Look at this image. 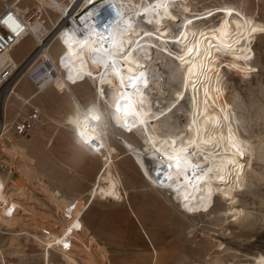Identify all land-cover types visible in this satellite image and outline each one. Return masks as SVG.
Masks as SVG:
<instances>
[{"label": "bare ground", "instance_id": "6f19581e", "mask_svg": "<svg viewBox=\"0 0 264 264\" xmlns=\"http://www.w3.org/2000/svg\"><path fill=\"white\" fill-rule=\"evenodd\" d=\"M77 1L24 0L10 5L16 12L23 14L31 8L39 12V17L30 26V34L20 41L12 52L6 53L3 57L5 62L13 64L15 76L23 72L28 81L35 85V90L22 85L21 78L13 85L12 94L23 100L27 95H31L40 101L46 95L51 96V92L54 91L52 103L41 102L42 110H46L47 107L54 109V106L60 103L59 100L65 102L67 112L62 117L49 118L48 140L52 142L55 139L54 141L63 143L66 162L70 164L66 166L68 172L82 167L95 169V174L87 194L70 198V195L52 190L44 184L39 178V173L34 169L32 171L31 167L17 169L16 166H11L9 176L0 177V186H2L0 187V233L11 231L16 226L23 227L26 220L30 221L35 229L34 233L22 230L9 233L11 238L8 247L12 251L8 254L11 256L20 254L19 237L25 235L27 241L30 240L41 249L39 255L41 264H54L52 252L57 253L59 264H79L71 252L74 249L79 251L81 247L85 248L81 237L84 238L86 228L82 219L89 206L97 200H112L120 198L121 195H128L118 167L114 163L117 145L126 154L125 160H129V165L137 172L145 187L151 188V194L160 197V192L164 191L167 203L184 216L209 219L213 217L215 220L218 219L217 222L222 226L228 222L230 216L241 218L244 210L235 206L237 203L235 192L245 187V170L248 166L242 156L252 144L240 134L232 135L229 132L232 127H243L247 121L242 115H236L230 118L232 121L230 125L226 122L229 116L228 108L237 95L224 96L227 81H223V72L219 67L220 58L216 52L235 54L238 51L251 32L252 26L249 21L258 15L259 4L263 0H235L234 4L220 0L216 5L202 10H197L199 0H159V3L155 0H103L104 5H116V11L113 8L111 14L114 18L109 15L103 20V24L109 19L116 21L107 29L108 37H115L117 32H123L124 44L135 48L128 60L118 59L116 62L117 67L122 71L123 84L116 76L115 70L105 73L102 65L92 61V48H99L108 38L103 28L90 26L80 33L76 27L63 29L59 26L58 23L62 22L61 18L71 11ZM24 3L25 5L22 6L21 4ZM31 4L35 6L28 8L27 6ZM145 9L148 11L145 12ZM175 9L178 10V14L174 13ZM229 10H232L231 15ZM43 15L51 28L55 26L56 29L59 28L56 33L54 32L55 36L53 35L54 46L53 43L46 45L45 40L42 41L45 34L51 30L47 23L40 19ZM51 15L55 16L54 20ZM149 20L151 23L146 22ZM128 22H131V28L127 27ZM172 24L178 28L176 34ZM39 27H44L41 35L38 32ZM144 33L152 34L144 35ZM177 37H179L178 42ZM85 38L88 43L81 48V41ZM128 41L132 42L131 45H128ZM26 44L29 46L25 55L15 60L14 54ZM39 44L40 47L36 50ZM171 46L177 51H171ZM51 48L54 53H49ZM188 48H192L193 52L187 53ZM154 52L157 54L155 59L152 56ZM197 52L201 54L197 55ZM31 53H34V56L23 65ZM180 57L189 63L182 64ZM154 60L155 62L152 63ZM129 62H132L130 64L132 72L128 71ZM136 62L141 67L138 68ZM156 64L167 69L168 81L179 87L177 86V90L172 93V99L167 106L165 104L163 107L156 102L155 108L150 93L152 91L157 94L163 93L164 86L161 73L154 76L155 78L149 75L148 69ZM192 65L196 66L193 68L196 75L186 79V68ZM42 67H45L47 72L38 82H32L28 78L29 73ZM200 70L203 75L199 74ZM140 71L145 72L147 87L138 79L133 88L129 84V78L134 75L138 77ZM89 72L94 76L88 75ZM15 76L11 81L15 80ZM102 80L103 84H101ZM8 81L6 85L11 82ZM183 98L187 101L188 110L185 125L180 128L173 125V120L174 113L181 110L179 102ZM118 102L127 103V115L124 111L116 112ZM106 109L108 112L105 111ZM114 113L119 123L113 118ZM93 114L99 115L100 120H92ZM126 119L130 121L127 127L123 126ZM11 124L6 126L4 122L3 128H0V145L4 148L5 156L12 160L20 158L30 166L35 165L36 162L28 155L22 143L13 142L10 137L6 138ZM206 128H211L215 133L207 141ZM100 129L104 131L103 136L97 135ZM78 131L84 132L85 139L95 136L98 150L97 147L84 144ZM20 138L25 139V137ZM117 138L121 139L124 146L117 142ZM5 140H8V145L3 143ZM217 140H219L218 144H216ZM233 142H239L243 155L234 150ZM213 144H216V147H213ZM189 152L192 154L188 155ZM167 155L173 157L179 155L183 161L192 163L191 165L182 163L181 171L178 173L174 161H169ZM147 162L154 164L151 168L160 173L158 176L148 170ZM169 163H173L171 170L167 167ZM192 165H200L205 170L211 167L212 171L202 180H197L196 176H199L201 171ZM184 169H187L189 180L184 178ZM12 175L16 176L15 180L12 179ZM36 185L52 207L49 212L53 214L48 213V221L40 214L39 216L31 204L33 192L30 190H35ZM85 196H87L86 200ZM217 200L225 203L222 209H216ZM72 205L74 208L70 210ZM9 209H11L10 215ZM68 242L70 248L64 249L62 245ZM221 245L219 244L218 247ZM1 257L2 264H11L3 260V255ZM157 260L158 258L155 259V264ZM255 262L264 264V256H256ZM209 264L222 263L213 260Z\"/></svg>", "mask_w": 264, "mask_h": 264}, {"label": "rangeland", "instance_id": "374dc122", "mask_svg": "<svg viewBox=\"0 0 264 264\" xmlns=\"http://www.w3.org/2000/svg\"><path fill=\"white\" fill-rule=\"evenodd\" d=\"M79 1L81 0L77 2ZM217 1L220 2V0H199L197 10L216 5ZM225 2L234 4L235 0H225ZM21 5L24 6L25 3ZM34 6L31 4L27 7ZM174 13L178 14L179 12L176 10ZM51 18L54 20L55 16L51 15ZM40 19L49 26L45 15ZM250 23L252 27L257 28V31H251L246 36L243 45L235 54L216 52L220 58L219 67L223 72H221L223 81H227L224 96L237 95L235 101L233 100L234 102L228 108L229 116L226 118V122L230 125L229 123L232 122L230 118L236 115H242L247 121L243 125L245 129L242 126L232 127L229 132L232 135L240 134L252 144V147L250 146V149L242 156L248 166L245 170V187L235 192L237 194L235 206L243 209L244 215L239 219L230 216L224 226L220 225L217 222L218 219L215 220L213 217L209 219L191 215L184 216L167 203L164 191L160 192V197L151 194V188L145 187V183L129 165V160H125L126 154L116 144L114 163L118 167L128 195H121L120 198L112 200H97L89 206L82 219L87 236L86 238L84 235L85 239L81 237L85 248L81 247V250L74 249L71 252L79 264H155L156 258H158L156 264H209L213 260H219L222 264H256V256H264V0L259 4L258 15L252 18ZM48 28L49 30L54 29L50 26ZM172 29L176 34L178 28L175 24H172ZM57 30L59 28L55 33ZM53 35L55 36V34ZM53 35L45 40L46 45L52 43V46L55 45ZM28 46L29 44H26L21 47L14 54V59L17 60L25 55ZM171 47V51H177L175 47ZM52 50L51 48L49 53H54ZM152 56L155 59L156 52ZM154 62L155 60L152 63ZM152 67L148 69L149 75L155 78L154 76L161 73L164 81L163 93L157 94L155 91L150 93L152 101L155 103V108L156 102L165 107V104L167 106L171 101L172 93L179 86L168 81L167 69L157 64ZM18 76H15V80L3 88L0 95V118L5 116L6 125L13 123L18 115L28 113L30 106L39 109L40 124L25 139H21L8 128L10 132L6 137L7 139L10 137L13 142L22 143L26 147L28 155L36 163L30 166L20 158L12 160L5 156L4 148L0 145V177H8L11 166H16L17 169L31 167L32 171L34 169L39 173L40 180L52 190L70 195V198L87 194L89 185L93 181L95 169L81 167L82 169L78 168L76 171L72 169L68 172L66 168L70 164L66 162L63 143L54 141L55 139L52 142L48 140L50 135L47 125L49 118L64 116L67 112L65 102L58 100L60 103L54 106V109L57 110L47 107V111H43L42 103H52V97L55 96L54 91L51 92V96L46 95L40 101L31 95H27L24 98L25 101L17 98L12 94V88L21 78L22 85H27L30 90H35V85L28 81L23 72ZM107 95L109 96V92ZM179 103L181 110L174 113L173 125L182 128L181 126L186 122L188 104L184 98ZM105 111L108 112L107 109ZM117 142L121 143V139L117 138ZM3 143L9 144L8 140ZM1 163L6 169L1 167ZM151 165V162H147L148 170L152 172L153 168L151 167L154 164ZM37 186H35V190H30L33 192L31 204L36 213L48 221V213L52 207L48 203L47 197L43 192L40 193ZM86 199L87 196H85ZM224 206L223 201H216V209H222ZM26 221L23 227L16 226L11 231H1L0 260L3 255V260L11 264H41V259H39L41 249L30 240L27 241L25 235L19 237L20 254L13 256L8 254L9 251H12L8 247L11 233L21 230L34 233V225L32 226L30 221ZM24 232L19 233L24 234ZM219 244L222 245L218 247ZM51 257L54 264H59L57 253L52 252ZM0 264L2 263L0 262Z\"/></svg>", "mask_w": 264, "mask_h": 264}, {"label": "built area", "instance_id": "2783aa9c", "mask_svg": "<svg viewBox=\"0 0 264 264\" xmlns=\"http://www.w3.org/2000/svg\"><path fill=\"white\" fill-rule=\"evenodd\" d=\"M21 1L24 0H0V95L2 94L6 82L8 80L11 81V79L16 75L13 64L5 62L3 57L6 53L12 52L13 48H15L20 41L25 39V37L30 34V26L33 25L34 21L39 17V12L34 8H31L23 14L16 12V10L10 6L11 4H16ZM103 3V0H81L75 3L69 13H67L68 11L66 12L67 15L64 14L61 18L62 22H59L58 24L63 29H75L76 27L79 29L80 33L90 26L93 28L96 26L103 28V25H105V23L103 24V20L106 18L105 16L108 17L110 15L114 18L111 15L113 13V8L114 11H116V5L111 4V7H109L110 4L104 5ZM100 5L104 6L99 7ZM9 17H11V19H9ZM17 24H19L18 28ZM43 31L44 27H39L38 32L40 35ZM55 31L56 27L46 33L42 41L48 39ZM81 35L83 37V34ZM39 47L40 44L36 47V50L39 49ZM32 56H34V53H31L27 57L23 65H25ZM50 70L51 69L48 71L50 72ZM14 72L15 74H13ZM46 72L45 67L36 68L29 73L28 78L32 82L36 83ZM40 118L41 115L39 109L35 106H30L28 113L18 115V117L10 125V129L18 137H26L40 123ZM4 122L5 116L3 115L0 118V128H3ZM2 164L3 163H1V167L3 168L4 165ZM4 168L6 169V167ZM73 208V205L70 206V210ZM67 244H69V247L65 248L63 245L62 247L64 249H69L70 243L68 242Z\"/></svg>", "mask_w": 264, "mask_h": 264}, {"label": "snow or ice", "instance_id": "6c2138e0", "mask_svg": "<svg viewBox=\"0 0 264 264\" xmlns=\"http://www.w3.org/2000/svg\"><path fill=\"white\" fill-rule=\"evenodd\" d=\"M155 2L159 3V0H155ZM109 7H111V5H109ZM147 11H148V9H145V12H147ZM165 11L167 12V9H165ZM231 14H232V10H229V15H231ZM9 19H11V17H9ZM146 22L147 23H151L150 20L146 21ZM113 23H116V21L114 19H109L107 21V23L105 25H103V30L105 31L106 37H108L107 29L110 28ZM157 23H159V21H157ZM249 23H250V21H249ZM18 27H19V24H17V28ZM127 27L128 28L132 27L131 22H128ZM251 31L255 32V31H257V28L256 27H252ZM151 34L152 33H144V35H151ZM181 35H182V33H181ZM178 40H179V37H177V42H178ZM87 43H88V41H87L86 38L84 40H82L81 41V48H83ZM131 43H132L131 41H128V45H131ZM126 47L127 46L123 42V32H117L115 37H108L107 40L104 43L100 44L99 48L93 47L92 48V52H91L93 63L102 65L103 68L105 69V73L109 72L110 70H115V74L120 79L121 84H123V75H122L121 69L117 67V63L116 62H117L118 59L128 60V57L132 55L133 51H135V48H132V47H127V51H126ZM192 52H193L192 48H188L187 49V53H192ZM196 54L200 55L201 53L197 52ZM179 59L181 60L182 64L187 65L189 63L188 61H185L183 59V57H180ZM131 63L132 62H129V66H128V71L129 72L133 71L132 67L130 66ZM136 65H137L138 68L141 67L138 62H136ZM194 67H196V66L192 65V66H189V67L186 68V72H187L186 79H189L192 76L196 75L193 72V68ZM199 74L203 75L202 70H200ZM88 75L94 76V74L91 73V72H89ZM138 79L141 80L144 83L145 87H147V79L145 78V72L144 71H140L138 77L134 75V76H131L129 78L130 86L135 88V85H136V82H137ZM103 83H104V81L102 80L101 84H103ZM194 83L195 82L193 81V86H194ZM101 95H103L102 88H101ZM120 111H124V113L127 115L128 107H127V103L126 102H123V104H122V102H118L117 103L116 112H120ZM100 118L101 117L99 115H95V114L91 115V119L92 120H97L98 121V120H100ZM113 118L117 119L116 116H115V113L113 114ZM85 122L87 123V119H86ZM129 122L130 121L126 119L124 121V125L123 126L127 127ZM117 123H119L118 119H117ZM133 126H135L134 121H133ZM77 127L79 128V125H77ZM128 130H131V129H128ZM214 134L215 133L212 131L211 128H206L205 129L206 141H207L208 138H210ZM78 135L81 137V139L83 140L84 144H88L90 146L97 147V150H98L99 146H97L95 144V136H92V137H89V138L85 139L83 131H78ZM97 135L103 136L104 135L103 129H100V131L97 133ZM218 143H219V140L216 141V144H218ZM173 144H175V141H173ZM182 144H183V142H182ZM216 144H213V147H216ZM232 147L234 148L235 151L239 152L240 155H243V150H242V147L240 146L239 142H233ZM191 154L192 153H190V152L188 153V155H191ZM167 158H168L169 161H174L175 167H176L178 173L181 171V164L182 163H187L189 165H191V163H192L191 161H183L179 155H177L175 157H173L172 155H167ZM192 166L194 168H196V169H200V171H201V174L199 176H196L197 180H202L205 175H207L209 172L212 171L211 167H208L205 170V169H202L200 165H192ZM167 167H168L169 170H171L172 167H173V163H169L167 165ZM157 174L159 175L160 173H157ZM193 176H195V172H193ZM184 178H185V180H189L190 179L189 175L187 174V169H184ZM221 179H223V177H221ZM161 182L163 183V181H161ZM0 187H2V186H0ZM189 210L191 211L192 209H189ZM8 214L9 215L11 214V209L8 210ZM69 231H71V229H69ZM63 246L65 248H67V247H69V244L64 243Z\"/></svg>", "mask_w": 264, "mask_h": 264}, {"label": "water", "instance_id": "95a60500", "mask_svg": "<svg viewBox=\"0 0 264 264\" xmlns=\"http://www.w3.org/2000/svg\"><path fill=\"white\" fill-rule=\"evenodd\" d=\"M15 178H16V176L14 175V176L12 177V179L15 180Z\"/></svg>", "mask_w": 264, "mask_h": 264}]
</instances>
